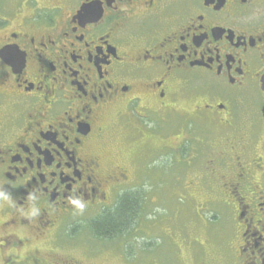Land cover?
<instances>
[{"label":"flooded vegetation","instance_id":"1","mask_svg":"<svg viewBox=\"0 0 264 264\" xmlns=\"http://www.w3.org/2000/svg\"><path fill=\"white\" fill-rule=\"evenodd\" d=\"M263 80L264 0H0V264H103L78 233L130 192L141 226L165 155L225 264H264Z\"/></svg>","mask_w":264,"mask_h":264},{"label":"rangeland","instance_id":"2","mask_svg":"<svg viewBox=\"0 0 264 264\" xmlns=\"http://www.w3.org/2000/svg\"><path fill=\"white\" fill-rule=\"evenodd\" d=\"M113 134L110 148L121 156L135 176L133 170L139 165V151L133 135L121 130ZM145 163L146 159L142 164ZM159 163L158 170L152 172L160 178L153 196L155 202L147 207L144 223L136 226L131 238L97 240L94 235L85 236L86 232L80 231L77 236L79 250L84 252L90 242L95 251L109 248V252L105 249L101 253L103 264H225L229 252L221 224L203 222L202 214L187 201L181 187L170 192L168 157H159ZM179 168L183 171V167ZM96 216L98 214L86 212L81 217L94 219ZM211 216L209 213L208 219Z\"/></svg>","mask_w":264,"mask_h":264},{"label":"trees","instance_id":"3","mask_svg":"<svg viewBox=\"0 0 264 264\" xmlns=\"http://www.w3.org/2000/svg\"><path fill=\"white\" fill-rule=\"evenodd\" d=\"M138 213V202L135 192L126 193L119 197L116 205V217L107 218L105 213L91 222V232L96 238H121L127 234L126 238H131V233L136 228V219Z\"/></svg>","mask_w":264,"mask_h":264},{"label":"clouds","instance_id":"4","mask_svg":"<svg viewBox=\"0 0 264 264\" xmlns=\"http://www.w3.org/2000/svg\"><path fill=\"white\" fill-rule=\"evenodd\" d=\"M0 202H4L8 205H12L14 202L12 201L11 197L7 194H5L4 192L0 191ZM71 203L73 205H75L76 209L83 213L85 208H86V202L82 201V200H73L71 201ZM22 211V214L24 216H27V217H34L36 216L39 212H40V208L39 207H36V206H33L31 208H29L28 210H21Z\"/></svg>","mask_w":264,"mask_h":264},{"label":"water","instance_id":"5","mask_svg":"<svg viewBox=\"0 0 264 264\" xmlns=\"http://www.w3.org/2000/svg\"><path fill=\"white\" fill-rule=\"evenodd\" d=\"M4 52L1 53V55L3 54ZM263 89H264V80H263Z\"/></svg>","mask_w":264,"mask_h":264}]
</instances>
